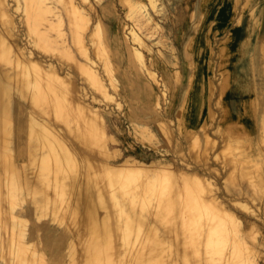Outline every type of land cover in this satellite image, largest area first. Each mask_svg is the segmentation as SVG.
Segmentation results:
<instances>
[{
  "label": "bare ground",
  "instance_id": "bare-ground-1",
  "mask_svg": "<svg viewBox=\"0 0 264 264\" xmlns=\"http://www.w3.org/2000/svg\"><path fill=\"white\" fill-rule=\"evenodd\" d=\"M24 1L26 9L23 17L29 31L37 36V44L47 46L48 38L43 31L40 32L39 23L35 18V11L39 5L36 4L35 0ZM237 1L232 0L234 9ZM154 3V1L151 2L152 5ZM65 4L69 38L64 52L73 62V66L83 74L85 77L83 80L86 79L88 85L95 87L104 97H111L109 96L108 85L100 74L96 61L91 56V47L88 45L91 44L96 57L100 55L99 58L104 62L103 66L109 75L110 83L116 89L118 82L112 72L116 66L111 61L110 50L102 38L104 36H101V25L99 26L97 23L93 28L88 29V15L80 9L78 4L74 0L67 1ZM132 4L137 7L136 17L141 26L145 25L148 29L159 27L153 22L154 19L150 14L146 12L144 4H138L134 1ZM9 5L8 0H0V19L4 26V28L0 26V61L6 60V55L9 52L3 48V43L12 41L13 52L16 53L13 58H17V63L15 61H10V63L20 67L21 80L12 81L16 73H9L10 71L0 67V139L2 142L7 141L0 148V171L7 173L8 177L11 178H8L9 183L14 188L8 191V187L4 194L10 196L17 194V191L22 188L21 179H25L27 185L32 184V178L30 179L26 173L21 172L26 171L27 168L40 170L39 176L37 175L38 178H34L37 187L44 186L46 181L47 184L51 183L52 180L50 181L48 176L50 172L51 175L53 172L57 175L64 174L62 175L63 179L59 178L60 176L54 179L52 183L54 189L58 191V188L64 186L68 188L72 185L68 177V170H73V173L75 169L78 171L77 161L82 159L83 164L87 165L86 168L89 167L92 172L94 171V175L91 173L87 180L82 179L84 182L82 188L79 185L78 191H80L76 203L73 205L74 210L72 209L73 213H78L81 218L77 228L78 233L82 236L88 235L81 242L78 261L74 259L72 264H178L179 261L183 264H216L217 258L223 259L228 246L232 249L231 254L235 256L233 258L228 256L230 259L226 258L225 261L228 264H253L254 250L249 247L250 245L248 246L241 241L240 223L235 220V216L230 213L224 202L215 194L213 182L197 170H185L164 162H146L136 155H129L122 161L112 162L110 160L111 153H117V150L114 151L111 148L110 143L117 142V140L113 135H110L111 142L106 141L109 134H107L108 128L103 113L89 100V102L86 100L87 90L76 82L77 78L74 80L75 77H73L70 69L67 72H60L53 63L45 64L38 58L36 59L32 51L26 52ZM142 8H144L143 11L139 10ZM63 21L64 19L59 17L57 21L48 19L47 22L52 26L54 22L61 25ZM245 29L244 17L241 14L233 25V32L231 31L233 40H230L229 43L226 42L228 54L231 57L230 66L218 85L219 87H217L219 88L218 94L227 91V93L229 92L228 95L234 99L241 100L240 105L244 108V113L252 118L250 119L251 123L257 121L258 136L264 138V22L261 28H255L250 33H244ZM85 31L89 33H85ZM130 33L135 42L138 41L143 44L138 33L134 30ZM131 47L140 67L152 79L159 91H162L163 86L167 87V85L158 78V73L151 68L154 61L147 60L139 47L134 45ZM75 49L86 61L77 58ZM186 53L189 55L187 50ZM191 56L193 55H189V57ZM24 58L27 59L26 62L28 63L24 62ZM7 68L9 70L10 67ZM195 80L196 77L193 79L191 76L188 87L194 88L195 97H193L198 104L205 102L206 95L203 92L206 91L203 90V80L201 79L202 83L201 81L195 82ZM208 84L210 100L212 91L210 82ZM16 96L28 98L30 106L29 117L21 118L18 124L13 117ZM158 96L161 97L162 94ZM160 101L161 99H157L158 105L161 104ZM16 102L20 115H22L25 110L24 105L19 99ZM235 105L236 110L234 107L227 106V103L221 105L222 122L228 118L236 117L234 121L229 123L230 126L232 127V124L236 122L245 133L252 135L251 129L237 115V109L242 107L239 104ZM208 113H212L211 108ZM75 123L77 128H72L73 130L67 128ZM58 124L68 125L66 128L70 130L69 135H73L71 138L74 137L84 151L78 150L74 146V142L68 140V137L64 136L65 134L63 135L65 131L59 128ZM143 126L137 127L145 132ZM161 126L165 131V126L163 124ZM229 129L231 128L229 127ZM140 132L142 131L140 130ZM16 133L21 140L24 139L25 133L27 135L26 146L19 150V154L27 157L28 165L18 164L19 154L15 146L12 148L11 145H7L8 140L10 144H14L13 136ZM205 134L207 137L209 136L207 132ZM17 146L19 145L17 144ZM249 155L251 156V154L246 156L250 157ZM231 161L233 168L236 166L241 172L242 169L246 168V166L243 168V162L247 161L246 163H248V159L244 160L243 156L234 157ZM76 176L77 174H75V178ZM72 178L73 176L70 179ZM234 178L232 177L231 180ZM52 184L50 185L52 186ZM47 200L45 201L55 203L54 198L50 199L51 201ZM36 202L39 203V200ZM99 211H102L101 215ZM20 212L22 213L19 215H16L14 210L11 213H6L7 216L8 214L10 216L9 221L0 225V238L5 240L7 238L6 245L9 244V249L3 245L9 254L1 253L3 256L0 255V264L15 263L10 255L13 253L14 249L12 250V248L14 247L12 246L16 238H18V242H16L18 243V250L16 249L17 252L14 253L17 257L27 254L24 258H17L20 259L21 264H25L37 253V245L34 241H30L31 239L29 240L26 232L16 233L17 220L23 215V211ZM146 219H162V221L176 219V221H172L170 224H167L166 221L165 230L163 233H159L154 226L145 227ZM2 226H4L3 232H1ZM132 233H134L133 238H131ZM177 238L180 240L179 250H175L169 244L170 239L178 240ZM202 250L207 253L205 259L201 257ZM38 262V264H47L42 255H40Z\"/></svg>",
  "mask_w": 264,
  "mask_h": 264
},
{
  "label": "rangeland",
  "instance_id": "rangeland-1",
  "mask_svg": "<svg viewBox=\"0 0 264 264\" xmlns=\"http://www.w3.org/2000/svg\"><path fill=\"white\" fill-rule=\"evenodd\" d=\"M67 1L70 0H35L36 4L39 5L36 6L35 18L39 23L40 32L43 31L49 41L47 46H43L36 43L37 36L29 31L23 17L26 9L25 1L8 0L10 12L16 20L17 31L21 43L27 50L26 52L32 51L36 59L38 58L45 64L53 63L60 72H67L70 69L73 77H75L74 80L77 78L76 82L87 90L86 100L98 107L106 119L107 134H109L106 141L111 142L112 135L117 140V142L110 143L111 148L114 151L117 150L118 153H114L117 156L111 153L110 160L112 162L122 161L129 155H136L146 162L169 163L174 167H181L190 171L195 169L213 182L215 194L219 196L230 213L235 216V220L241 225L243 232H241V241L248 246L250 245L249 247L254 250L253 264H264V138L258 136L257 121L251 123L250 119L252 118L244 113V108L240 105L241 100L234 99L228 95L229 92L227 93V91L218 94L219 88H217L230 66L231 57L228 54L226 42L229 43L230 40H233L231 38L233 25L241 14L244 17L246 28L261 25L264 22V0H238L235 9L232 0H131L135 3L138 2V4H144L146 12L159 26L149 29L145 25L141 26L137 20L136 13L138 10L131 1L74 0L80 9L88 15V29L93 28L97 23L99 26L101 25V36H104L102 37L103 41L107 44L111 53V61L116 66L112 72L118 82V87H116L118 90L112 87L109 75L103 66L104 62L99 58L100 55L96 57L91 44H88L91 47V56L96 61V66L108 85L109 96H111L108 98L104 97L92 85H88L86 79L83 80L85 78L83 74L73 66V62L64 52L69 38L68 20L65 14ZM152 1L155 2L154 6L151 4ZM139 10L143 11L144 8ZM59 17L64 19L61 25L54 22L51 26L47 22L48 19L57 21ZM1 22L0 19V26L2 27ZM88 29L87 31H90ZM132 30L139 34L143 44L132 39L130 33ZM247 30L245 29L244 33L248 32ZM87 31L85 33H89ZM11 42L3 43V48L9 52L6 55V60L0 61V67L10 71L9 73L13 72L14 74L15 72L16 76L12 81L16 82L17 79L21 80V69L16 64L10 63V61H17L16 57L13 58L16 53L13 52L14 46ZM7 44L9 45L7 46ZM133 45L139 47L141 52L143 51L142 53L147 60L154 61L151 68L158 73V78L167 85V87L163 86L162 91H159L152 79L140 67L138 60L132 53L131 46ZM186 50L189 55L194 57H189ZM75 55L78 59L86 61L77 49H75ZM26 61L27 59L24 58V62L28 63ZM7 67H10L9 70ZM106 74L107 76H105ZM190 75L193 79L196 77L195 82L203 80V90L206 91L203 92L206 95L205 102L197 104L195 101L194 88L188 87ZM209 82L212 91L210 100ZM160 94L164 97L158 96ZM21 98L15 97L13 108V117L17 124L21 118L29 117V99ZM17 99L24 105L25 110L22 115L18 110ZM157 99H161L160 105L157 104ZM224 103H227V106L231 108L234 107V110L237 108L235 104L242 107L237 109V115L251 129L252 135L245 133L236 122L232 124V127L230 126L229 123L234 121L236 117L228 118V120L223 121L224 123L222 122ZM210 108L212 113H208ZM161 124L165 126V131L161 128ZM58 125L65 131L63 135L65 134L64 136L68 137V140L74 142V146L78 150L84 151L81 144L74 137L71 138L73 135H69L70 130H73L72 128H77L76 123L72 124L73 126ZM139 125H144L146 131L144 132L140 127H137ZM66 126L71 129H67ZM23 136L24 139L21 140L16 133L13 136L14 144H10L9 140L7 143L12 148L15 146L18 154L19 150L25 148L27 143L26 133ZM20 141L22 142L20 143ZM6 142H2L0 139V148ZM247 154H251V156L248 157ZM239 156H243L244 160L248 159V163L246 161L242 164L243 168L246 166L242 172L236 166L237 169L234 167V170L231 161L234 157ZM81 160L77 161L78 171L75 169L73 173V170H68V177L72 184L69 186L70 188L64 186L58 188V191L54 189L52 183L56 177L60 176L59 178L63 179V173L57 175L52 172V176L49 171L48 178L50 181L52 180L51 183L47 184L46 181L44 186L37 187L34 178H38L37 175L39 176L40 170L27 168L26 171L21 172L26 173L30 179L32 178V184L27 185L25 179H21L22 188L17 191V194L6 195L4 193L8 187V191L14 188L9 183L11 178L8 177L7 173L0 171V225L4 222L8 223L10 216L9 214L7 216L6 213H11L14 210V213L19 215L22 213L20 211H23L22 217L17 220L16 233L26 232L29 240L31 239L30 241H34L37 245V253L25 264H38L40 255L44 257L47 264H72L74 259H79L78 253L81 242L88 235L83 234L84 236H82L78 233L77 228L81 218L78 213H73V205L76 203L80 191L78 189L82 188L83 180H87L91 173L94 175V171L92 172L89 167L88 170L87 165L83 164ZM17 161L20 165H28L29 163L27 157L20 154ZM71 174L72 179H70ZM75 174H77L76 178ZM232 177H235L234 180H231ZM96 180H94L95 183ZM59 193L60 195H57ZM52 198L55 199V201L53 200L55 203L50 200ZM47 199L51 202H46ZM37 200L39 203H35ZM99 212L101 215L102 211ZM172 221H176V219H165V221L146 219L145 227L154 226L159 233H163L166 223L170 224ZM3 227L1 232L4 231ZM133 237L134 233L131 234V238ZM6 241H8L7 238L6 240L0 238V242H2L0 243V255L9 254L6 250L9 249V244L6 245ZM169 241L175 250L180 249L179 239H170ZM16 242H18V238L14 241L15 246H12L14 247L12 250H14L10 256L12 260H15L14 264H21L20 259H17L19 256L17 257L14 253L18 250V243ZM3 245L6 249L3 248ZM231 250L228 246L225 256L223 259L217 258L216 264H228L225 260L235 257L231 254ZM24 256L21 257L24 258ZM201 257L203 259L207 257L205 250H202ZM178 264L183 263L179 261Z\"/></svg>",
  "mask_w": 264,
  "mask_h": 264
},
{
  "label": "crops",
  "instance_id": "crops-1",
  "mask_svg": "<svg viewBox=\"0 0 264 264\" xmlns=\"http://www.w3.org/2000/svg\"><path fill=\"white\" fill-rule=\"evenodd\" d=\"M262 24H263V23H262ZM262 24H261V25H260V24L257 25V27H255V28H256V29L261 28ZM255 28H254V27H251V26H250V27L248 26L246 29H248L247 31L250 33V32H252Z\"/></svg>",
  "mask_w": 264,
  "mask_h": 264
}]
</instances>
